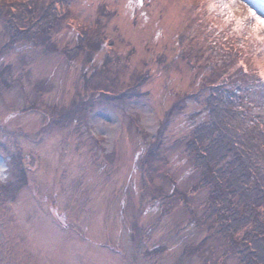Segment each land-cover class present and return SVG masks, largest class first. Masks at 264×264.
<instances>
[{"label": "rangeland", "instance_id": "374dc122", "mask_svg": "<svg viewBox=\"0 0 264 264\" xmlns=\"http://www.w3.org/2000/svg\"><path fill=\"white\" fill-rule=\"evenodd\" d=\"M241 1L221 4L230 15L232 6ZM243 1L242 8L233 9L244 21L238 30L246 32L250 49L256 47L261 54L256 55V74L263 81L256 80L252 99L254 112L264 119V17L258 11L264 12V0H256L253 15V5ZM101 2L119 7L122 15L117 21L128 27L131 7L126 0H69L73 16L56 35L60 47L74 45L80 26L94 25ZM188 3L190 20L195 11L198 51L200 0ZM180 11L171 2L162 25L166 42L172 40ZM7 39L0 23V264H200L198 248L196 254L190 250L200 239L192 211L182 205L166 211L143 193L139 164L145 141L129 128L127 116L129 111L138 112L153 137L173 102L172 90H192V71L172 69L159 74L149 85L150 98L124 107L96 98L92 104L82 60H68L60 51L46 52L25 42L3 48ZM5 66L10 69L8 75L3 73ZM199 82L197 69L196 92ZM74 102L88 103L78 107L86 109H78L76 118L63 116ZM188 105L192 112L190 98ZM51 107H55L53 112ZM195 111H199L197 102ZM58 118L62 120L55 121ZM198 123L197 117L196 127ZM171 131L172 135H191V118L178 113ZM184 147L183 141L167 147L170 163L166 168L191 192L199 172L196 167L192 173V160L183 153ZM17 151L22 155L18 162ZM23 166L27 181L16 192L11 185L17 184ZM162 183L171 189L168 182ZM195 207L198 217V190ZM186 249L190 251L183 255ZM236 261L231 258L227 264Z\"/></svg>", "mask_w": 264, "mask_h": 264}, {"label": "trees", "instance_id": "16d2710c", "mask_svg": "<svg viewBox=\"0 0 264 264\" xmlns=\"http://www.w3.org/2000/svg\"><path fill=\"white\" fill-rule=\"evenodd\" d=\"M126 1L131 7L127 28L117 21L121 9L101 2L94 25L80 26L74 45L60 47L56 35L73 16L69 0H0V23L8 36L3 48L11 49L25 42L46 52L60 51L68 60H82L85 87L92 104L93 98L119 107L139 102L150 98L149 85L159 74L172 69L191 70L192 90H172L173 102L153 137L141 124L138 112L127 113L129 128H134L145 141L139 164L143 193L166 211L178 205L192 211V223L196 226L198 221L200 239L190 250L196 254L198 248L200 264H227L231 258L237 260L236 264H264V119L256 115L253 105L259 79L256 55L261 54L256 47L250 49L246 32L238 30L244 21L233 9L238 5L242 8L245 1L235 3L228 15L221 4H226L225 0H200L198 51L195 11L190 20L188 0ZM248 1L253 5V15L256 0ZM171 2L179 5L181 11L172 40L166 42L162 25ZM258 11L264 17V12ZM197 69L200 82L196 92ZM9 72L5 66L3 73ZM259 80L263 81L261 77ZM2 81L9 84L5 77ZM189 98L193 102L192 112H188ZM87 103H72L63 116L76 118L78 109H86L85 105L78 107ZM178 113L191 118V135H172ZM182 141L183 153L192 160V173L196 167L199 172L198 180L193 179L192 193L166 168L170 163L167 147ZM18 154H14L17 162L22 159ZM17 178V184L11 185L16 192L27 181L24 166ZM158 178L162 181L158 182ZM162 182H168L171 189L166 190ZM190 250L186 249L183 255Z\"/></svg>", "mask_w": 264, "mask_h": 264}, {"label": "snow or ice", "instance_id": "6c2138e0", "mask_svg": "<svg viewBox=\"0 0 264 264\" xmlns=\"http://www.w3.org/2000/svg\"><path fill=\"white\" fill-rule=\"evenodd\" d=\"M262 23H264V21H262Z\"/></svg>", "mask_w": 264, "mask_h": 264}]
</instances>
